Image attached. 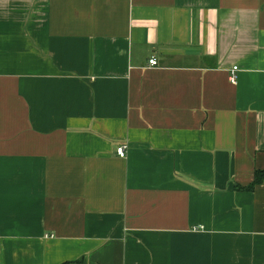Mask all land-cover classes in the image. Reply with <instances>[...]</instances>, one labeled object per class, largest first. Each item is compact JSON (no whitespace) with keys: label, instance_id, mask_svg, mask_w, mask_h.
Wrapping results in <instances>:
<instances>
[{"label":"crops","instance_id":"crops-1","mask_svg":"<svg viewBox=\"0 0 264 264\" xmlns=\"http://www.w3.org/2000/svg\"><path fill=\"white\" fill-rule=\"evenodd\" d=\"M260 169L264 0H0V264H264Z\"/></svg>","mask_w":264,"mask_h":264},{"label":"built area","instance_id":"built-area-1","mask_svg":"<svg viewBox=\"0 0 264 264\" xmlns=\"http://www.w3.org/2000/svg\"><path fill=\"white\" fill-rule=\"evenodd\" d=\"M150 65H156L157 60L155 58L149 59ZM237 66H233L232 69L230 70L229 74V80L234 83L236 82L237 74H236ZM126 146H119L116 148V152L120 157H125L126 155Z\"/></svg>","mask_w":264,"mask_h":264},{"label":"trees","instance_id":"trees-1","mask_svg":"<svg viewBox=\"0 0 264 264\" xmlns=\"http://www.w3.org/2000/svg\"><path fill=\"white\" fill-rule=\"evenodd\" d=\"M264 181V169L257 170L254 175L253 181L246 187H240L236 185V189L238 190H251L254 188L256 184H259ZM62 264H70V262H64Z\"/></svg>","mask_w":264,"mask_h":264}]
</instances>
